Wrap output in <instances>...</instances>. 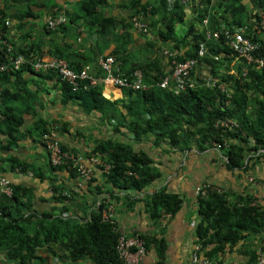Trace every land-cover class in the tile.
Returning a JSON list of instances; mask_svg holds the SVG:
<instances>
[{"label":"trees","instance_id":"trees-1","mask_svg":"<svg viewBox=\"0 0 264 264\" xmlns=\"http://www.w3.org/2000/svg\"><path fill=\"white\" fill-rule=\"evenodd\" d=\"M109 1H79V7L83 12L82 19L85 22L89 20L90 26L98 30L107 27L111 18H105L101 8ZM212 1L187 0L185 4L191 5L193 11L197 10L200 16L209 14V27L212 31L221 23V26L244 29L243 35L260 46L255 56L264 58V31L258 36L254 34L248 23L251 17L260 20L258 10L264 12V0H217L214 4ZM125 3L131 4V10L137 9L136 14L140 12L144 16L148 14L153 18H161L169 38L175 36L174 25L182 23L184 19V0H152L151 3H143V0H128ZM197 5H202L204 8L199 9ZM65 15L69 23H76L77 19H74L70 13L66 12ZM3 22L4 17L0 15V23L3 24ZM67 24L68 22L59 24L55 26V30L46 29V31L59 32L64 30ZM3 31L6 39V28ZM191 31L193 32V28ZM108 35V32L103 34L102 45L98 46L99 54L110 44V40L107 39ZM190 36L191 32L182 35L181 42L192 43L189 45L192 48L191 53L184 57L177 56L176 61L182 62L187 58H194L197 55L198 45L205 41L203 34L191 36L189 39ZM126 40H129V37ZM13 48L15 53L26 57L30 53L42 55V53L38 54L32 46L16 47L13 45ZM114 50L115 61L119 64V67L115 65V71L121 74L120 63L123 64L125 60L120 61L119 58H124L122 56L124 50H118V48ZM207 52L210 56L218 57L222 54L219 57L223 55L230 57V60L222 59L223 62L227 60L230 62L237 57L222 40L208 41ZM49 55L55 60L66 61L75 72L86 64H94L88 59L89 62L86 64L74 65L72 59L77 58L79 54L67 44L55 46L54 50L49 51ZM4 58L3 52L0 51V65L4 62ZM100 58L105 57L96 56L97 63ZM158 61L153 58L147 62ZM205 61L211 65L216 63L208 58ZM140 68L144 73V82H155L164 76L161 68H154V71H150L152 74L147 71V68L146 70L143 67ZM24 71L23 69L17 72L12 70L0 72V86L4 89H0L2 90L0 100L6 99V94H10V90L13 89L10 85L17 87L18 84H23L21 73ZM35 74L38 76L50 74L60 82L53 71ZM212 76L220 79L215 86L196 87L178 96L160 88L146 91L123 89L121 102L126 109L125 114L131 115L130 120L126 119L123 113L114 115L118 101L103 98L101 88H99L101 86H92L86 91L79 89L77 92H72L68 85L60 83L64 101L77 103L79 108L87 114L98 112L105 121L108 117L109 122L117 120L124 126L129 125L127 134L132 135L136 142L151 138L149 135H153L154 145L166 143L180 151L191 148H196L200 152L217 149L223 156L227 170H238L241 175L248 174L251 170L250 163L264 158V152H259L260 149H264V68L255 69L249 66L245 76L242 70L236 72V75L223 73L218 76L212 72ZM220 84L224 85L225 91L220 90ZM18 89H21L24 94H29L22 87ZM222 119H229L232 124L224 127L222 121L218 122ZM232 121L236 122L237 127ZM22 123L23 119L13 114L11 107L6 108V112L0 111V130L8 137V141L0 142L1 152L13 146L16 141L14 134ZM118 126L116 128H119ZM51 129L52 127L40 118L34 125V132L39 138ZM58 142L62 152L67 153L71 158H76L77 154L74 151L67 150L59 140ZM45 153L50 169L64 170L72 178L78 177L72 161L55 166L50 163L48 153ZM84 156L86 159L91 156L97 157L101 163L99 167L93 168L90 181L85 182L81 179L84 183L90 184L95 171L98 170L104 182L118 190L131 189L140 192L161 176L158 169L153 167L150 154L143 150H136L128 143L116 142L112 139L101 140ZM6 159L12 167L17 165L22 170L29 168L27 164L15 157ZM104 166L108 168L104 170ZM37 177L47 180L41 174H37ZM2 178L7 180L5 177ZM204 185L205 195L203 196L200 192L196 200L197 213L200 217L196 228L197 245L203 256L214 259L227 244L244 239L248 235L246 232L251 229L259 232L264 228V209L251 207L252 198L250 196L237 195L231 201L229 194L221 188L212 184ZM30 193V190L25 192L21 187L15 189L13 187V196L10 201L12 210L0 212V252H5L10 260L15 259L18 264H33L35 261L40 264L41 258L38 254L46 247L56 257L57 253H62L66 259L73 262L87 257L92 264H126L119 258L116 251L117 240L121 233L114 223L103 220L102 212L106 207L104 199L98 204L93 202L94 209L89 217L79 222V219L62 218L50 212H42L40 215L31 212L33 202ZM67 193L69 196H64L63 193H58L53 189L50 200L64 202L71 197L70 192ZM101 194H103L102 189H99L98 196ZM182 204L183 200L178 194L160 189L154 191L145 200V209L149 214V219L156 223L167 215L174 216L181 209ZM66 209L65 206L64 211ZM135 234L144 240L146 249L153 247L157 255H164L166 243L162 237Z\"/></svg>","mask_w":264,"mask_h":264},{"label":"crops","instance_id":"crops-1","mask_svg":"<svg viewBox=\"0 0 264 264\" xmlns=\"http://www.w3.org/2000/svg\"><path fill=\"white\" fill-rule=\"evenodd\" d=\"M79 1L81 0H0V15L4 17V21L10 22L6 28L7 39L16 47L32 46L38 54L42 53L41 56L46 61H50L49 51L54 50L55 46L71 45L79 54L77 58L72 59V63L76 65L93 61L94 64L88 65L91 75L98 81L106 77V72L98 65L96 56L115 58L114 49L118 48L124 50L122 54L124 58H119L120 61L125 60L123 64L119 62L122 66L121 74H125L123 76L134 81L132 75L138 72L142 76L141 84L150 86L151 90L160 88L178 96L173 90V85H168L167 88L159 86L162 78L155 82H144V73L140 67L145 70L147 68L149 73L154 68H161L162 74L167 75L172 63L179 62L176 61L177 56L189 55L192 51L189 45L192 43L181 42V36L185 35L190 23L199 22L198 19H192L197 15H193L190 9L186 11L184 7V19L182 23L174 25L175 36L169 38L161 18H153L148 14L144 16L140 12L136 14L137 9L131 10V4L125 3L128 0H110L101 8L105 18H111L110 22L107 27L98 30L90 26L89 20L85 22L82 19L83 12L79 7ZM145 2L151 3L152 0H143V3ZM62 12L70 13L77 19L76 23L71 24L67 19L68 24L64 30L47 32L45 30L47 21ZM107 32L110 44L99 54L98 46L101 47L103 34ZM199 34H203L205 38L201 43L206 48L204 49L206 57L200 58L197 52L194 58H187L197 60L192 73V79L200 84L196 87H213L201 85L205 78L212 76V72L218 76L223 73L236 75V72L244 69L243 61L238 57L230 62L228 60L223 62L222 59L230 57L225 55L219 57L222 54L218 57L208 55L207 42L211 41L210 30L198 23L191 36ZM127 37L129 40H126ZM14 54L17 55L15 52ZM213 57L218 58V63L211 65L205 61L206 58L213 60ZM153 58L159 61L147 62ZM117 64L116 62V67H119ZM21 76L23 84H18L17 87L26 89L29 94L22 93L21 89L12 84L10 94H6V99L0 100L1 112H6V108L11 107L13 114L23 119L22 126L14 134L16 141L13 146L6 151H0V177L7 178L12 189L21 187L25 192L31 191L33 202L31 212L39 215L42 212H50L54 216L79 219V222H83L94 209L92 203L98 204L104 199L106 207H112L110 210L105 207V211L111 215V222L117 226L120 233L154 235L165 240L164 255H157L151 247L145 250L138 264H191L194 253H197L200 260H207L210 264H256L257 252L264 246V228L259 232L254 229L246 232L248 235L244 239L227 244L214 259L203 256L200 247L196 250L198 247L196 228L200 221L196 191L202 184H212L227 192L231 201L237 195L250 196L251 207L264 209V158L252 161L249 173L241 175L238 170L226 169L223 156L217 149L200 152L196 148H191L180 151L166 143L154 145L153 135H149L151 138L136 142L132 135L127 134L129 125L124 126L117 120L109 122L108 117L105 121L98 112L87 114L77 103L64 101L61 83L54 76L50 74L38 76L27 71L21 73ZM99 88L103 98L118 101L114 115L123 113L126 119L132 118L131 115L125 114L126 109L121 102L122 90L110 85ZM0 89L4 90L3 86H0ZM17 95L18 97H15ZM39 118L52 127L51 131L57 135L60 143L67 150L74 151L82 162L86 159L84 155L99 141L112 139L131 144L134 149L150 154L152 165L158 169L161 176L142 191L136 192L131 189L118 190L107 184L98 170L95 171L90 184L82 182L79 177L72 178L64 170L54 171L50 169L40 138L34 132V125ZM119 124L122 127L118 126ZM117 126L119 128H116ZM234 126L237 127L236 122ZM3 141H8V137L0 130V142ZM10 157H15L29 168L22 170L17 165L12 167L11 163L6 162L8 160L6 158ZM37 174H41L47 180L37 177ZM53 189L64 196H69L67 192H70L71 197L64 202L52 201L50 199ZM99 189H102V196H98ZM160 189L178 194L183 204L174 216L167 215L154 223L149 219L145 209V200ZM10 201L11 198L3 195L0 187V212L12 210ZM65 206L67 209L64 211ZM38 255L41 258L40 264H92L87 257L75 262L66 259L62 253H57L56 257L46 247ZM0 264L18 263L15 259L10 260L5 252H0ZM33 264L38 262L35 261Z\"/></svg>","mask_w":264,"mask_h":264},{"label":"built area","instance_id":"built-area-1","mask_svg":"<svg viewBox=\"0 0 264 264\" xmlns=\"http://www.w3.org/2000/svg\"><path fill=\"white\" fill-rule=\"evenodd\" d=\"M261 22L256 23L253 27L254 31L260 33L264 30V13L260 15ZM65 22V17L61 15L56 22H49V28L53 29L58 24H63ZM5 25L8 22L4 23ZM244 29H235L232 30H224L223 35L225 42L229 45V48L236 53L239 57L244 58L247 64L254 63L258 68H264V58H254L252 53L258 49V45L252 43L249 39H247L243 35ZM0 44L5 46L7 52H11L10 45L6 42L3 37V25L0 23ZM199 57L204 56V49L201 47L198 51ZM10 63L14 68H18L21 64L28 65L34 72H46V71H56L60 77V80L70 86L73 92L78 91L79 89L86 90L90 86H95L99 82H103L105 84H111L112 86H116L119 88H129L135 91H146L151 89L150 86H145L141 84L142 76L140 73L135 72L132 75L134 81L129 80L128 78L120 77L119 75H113L112 66L114 65V59L112 57L100 58L98 64L100 67L106 72V77L101 80H97L90 75V67L85 66L80 71L75 72L70 69L68 65L62 60L52 59L50 61H46L44 59H40L37 56L30 55L25 58L22 56H18L16 59L10 58ZM197 65V60L188 59L183 62H173L172 66L167 72V75H164L159 86L161 88H167L168 85H173V90L176 94H181L187 92L189 90H193L197 84L195 80L192 79V72L195 70ZM1 70L4 67L0 68ZM216 80L207 77L204 79V82L201 84L202 86H210L215 84ZM171 89V88H170ZM223 126L228 127L232 124L228 120H223ZM221 122V123H222ZM43 143L46 152L49 156V161L52 165L60 166L67 164L69 161H72L73 166L76 168L78 173V177L85 182L91 180L93 175V168L98 167L101 163L97 159V157L91 156L87 159V164H84L79 161V159L71 158L67 153H64L60 149V144L53 133L46 134L43 136ZM108 166H104V170L107 169ZM0 187L2 189L3 194L10 198L13 195V189L9 181L4 178H0ZM199 194L204 196L206 193L205 185L199 186L197 189ZM106 208L112 209L111 206H107ZM102 217L104 221L111 222V215L107 213V211L102 212ZM145 242L144 240L136 234H124L121 233L117 240L116 251L118 253L119 258L126 264H138L140 257L145 253ZM194 253L191 258V264H210L207 260H200L197 255ZM256 264H264V246L260 248L257 252V262Z\"/></svg>","mask_w":264,"mask_h":264},{"label":"clouds","instance_id":"clouds-1","mask_svg":"<svg viewBox=\"0 0 264 264\" xmlns=\"http://www.w3.org/2000/svg\"><path fill=\"white\" fill-rule=\"evenodd\" d=\"M187 2V0H184V7L186 8V11L187 10H191V12H192V14L193 15H197V16H194L192 19H198L199 20V22L198 23H200V26L201 27H203V28H207L208 30H210V36H211V40H215V41H220V40H222L223 42H225V39H224V35H223V32H224V30H229V29H232V28H235V27H232V28H229L228 26H221V24H219L216 28H215V30L214 31H212L211 30V28L209 27V24H210V17H209V14H207V15H202V16H200L198 13H197V10H195V12L193 11V8H192V6L190 5V6H187L185 3ZM215 2L214 1H212V4H214ZM197 8H199V9H203L204 7L202 6V5H197ZM186 11H185V13H186ZM258 17L260 18V15H261V13H264V12H261V11H259L258 10ZM61 15H63L64 17H65V22L63 23V24H66L67 23V16L65 15V13L64 12H62V13H59L57 16H55V18L54 17H52L50 20H48L47 21V23L45 24V30L47 29V30H55V27L53 28V29H50L49 28V22H56L58 19H59V17L61 16ZM5 22H7V21H4L3 22V29L4 28H7L8 26H9V24H10V22L8 21V24L7 25H5L4 23ZM261 22V18H260V20L258 19V20H255L254 18H250L249 19V21H248V23L250 24V26L252 27V30H253V32H254V34H256V35H262L263 34V31L264 30H262L260 33H257V32H255L254 31V29H253V27L255 26V24L256 23H260ZM197 23V24H198ZM197 24H193V23H190L189 25H188V29L185 31V33L184 34H187L188 32H191V35H192V33L195 31V29H196V27H197ZM59 25V24H58ZM57 26V25H56ZM193 28V32L191 31V29ZM235 29H237V28H235ZM4 32V31H3ZM3 37H4V39H5V35H4V33H3ZM248 39V38H247ZM6 40V42L10 45V47H11V52H7V49H6V47L5 46H2L1 44H0V51H2L3 52V54H4V56H5V58H4V62L0 65V68L1 67H4V69L3 70H1L0 69V72H4V71H8V70H12V71H15V72H17V71H19V70H25V71H30V73H33V74H35V73H46V72H49V71H46V72H34L28 65H26V64H21V65H19V67L18 68H14L13 66H12V64L10 63V58H12V59H16V58H18V56H22V57H25V58H27L25 55H23V54H17V55H15L14 54V48H13V45L10 43V41L6 38L5 39ZM251 41V40H250ZM252 42V41H251ZM252 43H254V44H257L258 45V49H259V44L257 43V42H252ZM225 45H227L228 46V48H229V45L225 42ZM201 47H203V49H205L206 50V48H205V46L202 44V43H200L199 45H198V49H197V52L199 51V49L201 48ZM258 49L256 50V51H258ZM229 50L231 51V52H233L230 48H229ZM256 51L255 52H253L252 53V55H253V57L254 58H258V57H256L255 56V53H256ZM234 53V52H233ZM34 55V56H37V57H39L40 59L42 58V59H45V58H43V56H38V55H36V54H34V53H30V54H28V57L30 56V55ZM234 54H236V53H234ZM237 55V54H236ZM105 57H107V56H105ZM203 57H206L205 55L203 56ZM237 57L238 58H240L242 61H243V66H244V69L242 70V74H243V76H245L246 74H247V71H248V67L249 66H253L255 69H259L254 63H250V64H247V62L244 60V58H242V57H239L238 55H237ZM202 58V57H201ZM52 59H54L53 57H51L50 58V60H52ZM62 60V59H61ZM188 60V59H187ZM213 60H214V62H217V60H218V58H216V57H213ZM62 61H64V60H62ZM183 61H185V60H183ZM182 61V62H183ZM65 63H66V61H64ZM67 64V63H66ZM68 65V64H67ZM115 65H116V61H115V59H114V65H113V71L115 70ZM85 66H89L88 64L87 65H85ZM85 66H83V67H85ZM69 67V66H68ZM82 67V68H83ZM90 67V66H89ZM70 68V67H69ZM81 68V69H82ZM71 69V68H70ZM80 69V70H81ZM80 70H78V71H80ZM50 71H53V70H50ZM53 72H55L56 73V75L58 76V78H59V80H60V77H59V75H58V73L56 72V71H53ZM90 73V75H91V71L89 72ZM193 73V72H192ZM113 75H119L120 77H124L122 74H119V73H113ZM92 76V75H91ZM93 77V76H92ZM164 77V76H163ZM94 78V77H93ZM124 78H126V77H124ZM210 78H212V79H214V80H216V82H215V84H213L212 83V85L213 86H215L216 84H218V82L220 81V79L219 78H217V77H213V76H210ZM60 82L61 83H63V84H66V83H64V82H62L61 80H60ZM105 83H103V82H99V83H97V85H95V86H107V85H110V86H112L111 84H105ZM67 85V84H66ZM70 87V86H69ZM90 87H92V86H90ZM113 88H116V89H119V90H123V89H128V90H132V89H129V88H119V87H116V86H112ZM219 87H220V89L221 90H223L224 91V86H222V84H220L219 85ZM196 88V87H195ZM194 88V89H195ZM193 89V90H194ZM82 90V89H81ZM87 90V89H86ZM86 90H83V91H86ZM72 91V90H71ZM132 91H135V90H132ZM190 91V90H189ZM73 92V91H72ZM77 92V91H76ZM188 92V91H187ZM187 92H184V93H187ZM224 120H228V121H231V120H229V119H224ZM223 121V120H222ZM233 122V121H232ZM234 123V122H233ZM50 133H53L55 136H56V138H57V140H59L58 139V137H57V135L54 133V132H52L51 130L48 132V133H45V134H43L42 135V137L40 138V141H41V143H42V146H43V148H44V150H45V147H44V143H43V136L44 135H46V134H50ZM45 152H46V150H45ZM259 152H264V149H260L259 150ZM77 157V156H76ZM78 159H79V161L80 162H82L81 161V159H80V157H77ZM82 163H84V164H87V159H85V162H82ZM99 167V166H98ZM1 178V177H0ZM4 195V194H3ZM13 196V195H12ZM8 198V197H7ZM10 198H12V197H10Z\"/></svg>","mask_w":264,"mask_h":264},{"label":"rangeland","instance_id":"rangeland-1","mask_svg":"<svg viewBox=\"0 0 264 264\" xmlns=\"http://www.w3.org/2000/svg\"><path fill=\"white\" fill-rule=\"evenodd\" d=\"M214 2H216L217 0H213ZM107 57H109V56H107ZM113 59H115V58H113ZM84 68V67H83ZM82 68V69H83ZM112 69H113V66H112ZM197 192V195H199V191H196ZM199 249V246L196 248V250H198Z\"/></svg>","mask_w":264,"mask_h":264}]
</instances>
